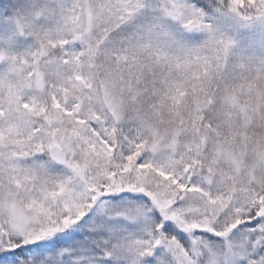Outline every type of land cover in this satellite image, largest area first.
<instances>
[{
	"label": "snow or ice",
	"instance_id": "obj_1",
	"mask_svg": "<svg viewBox=\"0 0 264 264\" xmlns=\"http://www.w3.org/2000/svg\"><path fill=\"white\" fill-rule=\"evenodd\" d=\"M0 264H264V0H0Z\"/></svg>",
	"mask_w": 264,
	"mask_h": 264
}]
</instances>
